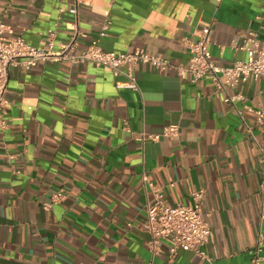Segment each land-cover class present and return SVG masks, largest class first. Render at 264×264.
Segmentation results:
<instances>
[{
  "label": "crops",
  "instance_id": "obj_1",
  "mask_svg": "<svg viewBox=\"0 0 264 264\" xmlns=\"http://www.w3.org/2000/svg\"><path fill=\"white\" fill-rule=\"evenodd\" d=\"M74 0H0V24L41 48L56 28L53 52L69 42ZM80 54L92 41L105 51L140 50L187 65V41L211 26L213 61L231 67L250 31L259 34L264 0H82ZM105 19L111 21L101 37ZM223 47V49L221 48ZM139 90L117 89L110 69L39 61L12 67L9 128L0 133V264H251L264 236V122L236 111L264 108V80L250 77L225 102L209 77L191 83L151 66L136 70ZM177 126L174 137L142 141ZM64 189L65 198L52 203ZM204 190L211 226L209 260L169 243L150 249L145 229L155 191L188 205ZM50 205V206H49ZM264 256V247H263Z\"/></svg>",
  "mask_w": 264,
  "mask_h": 264
},
{
  "label": "built area",
  "instance_id": "obj_2",
  "mask_svg": "<svg viewBox=\"0 0 264 264\" xmlns=\"http://www.w3.org/2000/svg\"><path fill=\"white\" fill-rule=\"evenodd\" d=\"M223 0H216L218 6ZM82 0H74L69 13L76 17L74 33L69 42L63 44L58 52H53L57 29L48 31L46 44L37 48L28 44L21 37H12L13 31L0 24V133L4 134L9 128L10 101L7 99L10 71L12 67L22 66L26 70L35 67L39 61L86 63L96 67L110 69L115 77H124L125 81L115 83L117 89L138 91L136 70L139 66H151L161 72H175L181 79H189L191 83H198L209 77L217 91L226 93L225 102L236 105L243 101L241 95L232 96L228 90L236 88L250 77L255 80H264V39L259 34L250 31L241 44L233 41L230 45L234 52L242 51L246 59L235 60L231 67L217 66L213 61L210 46L213 44L212 27L202 30L196 41H187L190 53L187 65L172 63L167 57L155 52L135 50L132 52L105 51L99 42L92 41L80 54L75 51L81 34L77 28L78 8ZM111 28V21L105 19L100 36L106 37ZM264 32V22L261 27ZM223 49V47H221ZM237 113L244 121V113L255 116L258 123L264 122V108H254L245 105ZM179 133L177 126L164 129L162 135H144L141 140L157 141L161 137H174ZM65 198L64 189H61L52 198V203H59ZM205 191L199 190L192 194V202L188 205H169L165 202V195L155 191L154 201L147 208L145 229L150 233L151 251L157 255L161 252L163 242L169 243V255L173 259L180 251L193 252L199 257L209 260L205 248L210 242L211 226L208 215L204 213L203 201ZM50 206V205H49ZM264 236L259 235L256 246L250 251L251 264H264L263 256Z\"/></svg>",
  "mask_w": 264,
  "mask_h": 264
}]
</instances>
